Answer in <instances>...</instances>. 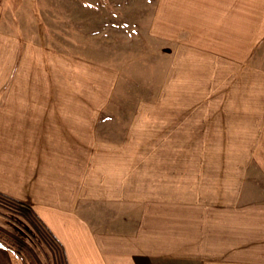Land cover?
Returning a JSON list of instances; mask_svg holds the SVG:
<instances>
[{
  "label": "rangeland",
  "instance_id": "obj_1",
  "mask_svg": "<svg viewBox=\"0 0 264 264\" xmlns=\"http://www.w3.org/2000/svg\"><path fill=\"white\" fill-rule=\"evenodd\" d=\"M0 21L62 51L108 50L126 126L137 109L166 103L130 145L151 150L139 160L159 171L157 194L171 198L172 214L264 206V0H0ZM0 227L40 264H57L38 223L1 202Z\"/></svg>",
  "mask_w": 264,
  "mask_h": 264
},
{
  "label": "crops",
  "instance_id": "obj_2",
  "mask_svg": "<svg viewBox=\"0 0 264 264\" xmlns=\"http://www.w3.org/2000/svg\"><path fill=\"white\" fill-rule=\"evenodd\" d=\"M10 27H0V194L30 208L66 264H264V206L180 216L158 197L159 171L130 142L166 103L126 126L108 50L66 52ZM14 253L0 243V264Z\"/></svg>",
  "mask_w": 264,
  "mask_h": 264
},
{
  "label": "trees",
  "instance_id": "obj_3",
  "mask_svg": "<svg viewBox=\"0 0 264 264\" xmlns=\"http://www.w3.org/2000/svg\"><path fill=\"white\" fill-rule=\"evenodd\" d=\"M0 202L6 207L19 213L20 215L31 218V212H30L31 210L24 202H21L15 198L5 196L2 194H0ZM38 228L41 234L43 235V238L47 242V244L55 252L57 264H66L60 244L56 242V240L52 237L51 234H49L39 225ZM0 242L4 244L6 247L12 249L14 252L18 253L19 255L24 256V259L27 260V258H29L31 259L32 263L40 264V260L37 258V254L33 252L30 247H27L25 242H23L20 238H18L14 234H7L1 227H0Z\"/></svg>",
  "mask_w": 264,
  "mask_h": 264
}]
</instances>
